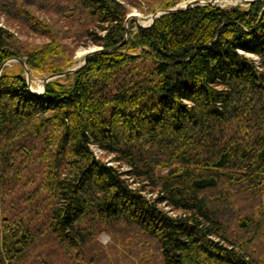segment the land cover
<instances>
[{
	"label": "trees",
	"instance_id": "obj_1",
	"mask_svg": "<svg viewBox=\"0 0 264 264\" xmlns=\"http://www.w3.org/2000/svg\"><path fill=\"white\" fill-rule=\"evenodd\" d=\"M126 12L123 0H0L48 38L0 27V65L59 72L65 37L110 48ZM126 25L121 45L40 93L2 66L0 264H264V0Z\"/></svg>",
	"mask_w": 264,
	"mask_h": 264
},
{
	"label": "rangeland",
	"instance_id": "obj_2",
	"mask_svg": "<svg viewBox=\"0 0 264 264\" xmlns=\"http://www.w3.org/2000/svg\"><path fill=\"white\" fill-rule=\"evenodd\" d=\"M187 1H189V0H179L175 4H178V6H183L184 3ZM203 1L205 2L207 0H203ZM212 1H213V4H217L220 6H226V7L233 6V5H240V6L244 7V6H247V3H248V0H212ZM123 2H124V5L126 6V9H127L126 17H129L128 19L132 18L134 23L139 22L141 24H145V23H148L150 21L151 14L153 13V11H149L146 9L143 0H139L141 6H138V5L131 3L130 0H123ZM0 27H5V28L11 30L22 41L41 43V42L48 40V38L45 35L35 33L33 30H31L30 28L25 26L23 23L15 21V20L7 17L3 13H0ZM63 40L72 48V51H73L72 63L70 66L76 65L81 60V58L83 57V52H82L83 50L88 49L90 46H92V47L99 46L98 44L96 45V44H93V43L88 42V41L84 42V41L76 38L74 36V34H70L69 36L65 37ZM247 54L249 56H251L252 58H254L255 61H258V58H256V54L251 53V52H247ZM3 66H7V67H10V68L16 69V70L21 67L22 72H23L25 79H26L25 67L19 61L15 60V59H9L4 63ZM45 75H47V74L36 73V72H33L29 69V75L27 77L28 80L26 79V82L32 89L41 90L42 89V80H43ZM53 78H56V77H53ZM57 78H59L62 81L66 80L64 75L57 76ZM95 149L97 152H99L98 148L95 147ZM104 158L108 159L109 156H105ZM120 169L126 170V169H128V166L126 164H122V166H120ZM164 207L167 208L166 206H164ZM99 239L102 242H106L109 239V235L105 232H101L99 234Z\"/></svg>",
	"mask_w": 264,
	"mask_h": 264
},
{
	"label": "water",
	"instance_id": "obj_3",
	"mask_svg": "<svg viewBox=\"0 0 264 264\" xmlns=\"http://www.w3.org/2000/svg\"><path fill=\"white\" fill-rule=\"evenodd\" d=\"M248 1H251V0H248ZM205 3H213V1L212 0H207V1L204 2L203 0H189V1L185 2L183 6H178V4H175V5L167 8V9H159V10L154 11L151 14V18H150V21L148 23L141 24L139 22H135V24H136V26H146V25H150L153 22V20L155 18H157L158 16H160L162 13H166V12H170V11H176V10H180V9L185 8V7H188V6L200 5V4H205ZM128 18L129 17H125V29H126V32H125V36H124L123 40H121L120 42H118L117 44H115L114 46H112L110 48L99 47L98 49H94V50H91L89 52H86L83 55L82 59L76 65L67 67V68H65V69H63V70H61L59 72H56V73H52V74L45 75L44 78H43V80H42V89L41 90H34V89H32L29 86L30 87V90L32 92H35V93L43 92L44 91V88H45L46 81H48L49 79H52L53 77L62 76V75H65L67 73L74 72L75 70H77L78 68H80L85 63L86 58H87L88 55H90L92 53H95V52H99V51H109V50H112V49L118 47L119 45H121L122 42L127 38V35H128V31L129 30H128L127 25H126V22H127ZM9 59H15V60L19 61L20 63H22L24 65L25 72H26V79L28 80L27 77L29 75V67H28V65L26 63V60L23 59V58H20V57H11ZM9 59H7V60H9ZM5 62L1 63L0 70H1V68H2V66H3V64Z\"/></svg>",
	"mask_w": 264,
	"mask_h": 264
},
{
	"label": "bare ground",
	"instance_id": "obj_4",
	"mask_svg": "<svg viewBox=\"0 0 264 264\" xmlns=\"http://www.w3.org/2000/svg\"><path fill=\"white\" fill-rule=\"evenodd\" d=\"M99 47H103V46H97V47H92V46H90L88 49H86V50H83L82 52H83V55L86 53V52H89V51H91V50H94V49H98ZM105 48V47H104ZM82 59V58H81ZM41 87V86H40ZM39 87V88H40Z\"/></svg>",
	"mask_w": 264,
	"mask_h": 264
}]
</instances>
